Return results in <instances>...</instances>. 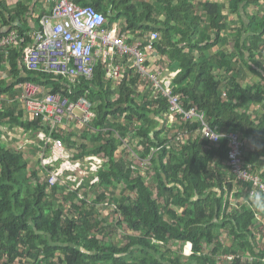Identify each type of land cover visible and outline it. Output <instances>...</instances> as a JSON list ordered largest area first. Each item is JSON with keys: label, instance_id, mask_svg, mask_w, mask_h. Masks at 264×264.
<instances>
[{"label": "trees", "instance_id": "trees-1", "mask_svg": "<svg viewBox=\"0 0 264 264\" xmlns=\"http://www.w3.org/2000/svg\"><path fill=\"white\" fill-rule=\"evenodd\" d=\"M98 1L83 5H92L107 16L108 10ZM125 1L121 0L122 8L117 9V16L120 12L129 15L137 10L129 0L128 5ZM195 1L174 0V5L162 7L176 21L174 35L168 28L162 36L174 38L172 49L157 44L159 50L163 47V53L171 50L170 58L181 68L174 79L173 93L181 95L187 108L197 105L205 111L219 130L239 131L245 141L246 160L260 169L264 181V0L238 1L245 6L257 5V10L248 15L249 22L244 20L234 51L221 49L216 54L210 50L218 41L211 39L222 32L223 5L200 2L208 15L209 29L194 15ZM152 10V6L145 8V12ZM185 42L190 52L180 47ZM196 50L201 51L198 57ZM23 53V49H13L6 58V52L0 51V70L9 60L18 73L17 80L5 87L0 96L15 89L21 81H32L52 87L51 92L63 91L74 99L87 95L93 102L99 100L95 106L97 117L84 135L73 138V133L67 137L56 133L53 136L65 141L77 158L103 152L109 161L96 172L101 191L97 195L85 192L81 203L75 204L77 192L64 193L57 186L49 190L47 179L40 176L41 160L30 175L23 152L0 141V264H189L190 260L183 263L182 251L175 258L167 249L172 243L183 246L186 241L193 242V255L199 264H218L221 254L227 255L226 260L232 264H264V243L259 239L264 240V223L258 218V215L264 217V208L254 204L252 182L236 180L227 174L230 164L225 140L214 144L203 139L197 131L200 127L197 122L172 126L169 117L162 114L169 110L167 98L153 101L145 96L140 103L125 86H130L127 81L121 86L119 96L112 100L115 91L110 81L107 89L103 88L105 69L101 64L91 81L77 78L71 82L62 76L30 71L26 66L27 75H21L19 64ZM244 66L256 79L251 73L239 76ZM129 73L131 77L133 70ZM3 107L0 122L4 124L23 126L31 137L41 128L48 129L40 119H24L22 109L16 105ZM157 116L164 120L162 125ZM121 117L126 118L123 123L118 120ZM110 127L119 129L124 137L127 132L138 136L143 149H136L142 150L143 159L149 162L146 174L136 176L131 163L113 158L117 140L106 137ZM177 128L179 131L175 132ZM185 129L189 131L188 139L179 141V132ZM93 133L99 136L91 138ZM32 149L42 151L39 145H32ZM50 152L47 149L45 155ZM237 184L245 190L239 193ZM119 185L131 192L138 191L139 197L113 198ZM234 198L236 207H231ZM67 201L74 205L65 211L63 205ZM102 202L116 204L111 214L123 232L127 231L123 234L126 238L123 245L112 241L116 237L109 233L112 227L108 217L94 215ZM223 232L227 234L225 241L221 239ZM205 243L214 245L213 249L205 252L202 248ZM247 252L253 260L249 256L245 258Z\"/></svg>", "mask_w": 264, "mask_h": 264}, {"label": "built area", "instance_id": "built-area-1", "mask_svg": "<svg viewBox=\"0 0 264 264\" xmlns=\"http://www.w3.org/2000/svg\"><path fill=\"white\" fill-rule=\"evenodd\" d=\"M43 1L48 12L41 16V28L36 33V43L27 47L24 52V63L29 70L70 80L85 78L91 81L95 78L98 65L101 63L104 65L105 77L108 80L120 81L123 78V69L129 65L126 61L131 60V66L148 82L151 95L157 100L167 98L169 110L162 114L169 117L172 126L197 122L200 124L197 131L203 139L214 144H220L225 140V151L231 172L229 175L234 176L236 180L252 182L254 185L252 197L260 191L264 192V181L259 175L260 169H255L254 165L246 160L243 135L235 130H219L217 126L211 124L206 112L195 105L187 108L181 95L173 93L171 81L149 69L146 51L139 43L129 44L115 30L106 27V15L92 5H80L73 0ZM160 37L159 31L152 32L149 49L155 47ZM17 40L18 35L12 31L0 38V47L9 48L17 43ZM16 88L27 118L40 119L48 128L37 133L38 139L44 141L40 146L42 149L40 176L43 174L41 179H47L49 190L57 186L63 189L64 193L77 192L74 201L75 204H80L85 192L93 193L94 186H99L100 178L93 173L103 167L107 160L96 154L75 157L74 150L61 138H54L53 132L74 123L85 127V131L88 130L97 117L96 103L87 95L73 100L63 93L46 91L42 85L32 81H21ZM109 119L112 120V116H109ZM107 129L118 137L120 144L133 150L127 143L129 137H124L115 127ZM178 131L179 128L175 130ZM188 134L189 131L185 129L184 132H179L177 138L186 142ZM126 135L131 136L128 132ZM159 148L160 146L152 148V152ZM47 149L51 151L49 155H45ZM235 188L239 193L242 189L245 190L240 184ZM69 202L64 204L71 209L73 207ZM105 204L116 206L114 202Z\"/></svg>", "mask_w": 264, "mask_h": 264}, {"label": "crops", "instance_id": "crops-1", "mask_svg": "<svg viewBox=\"0 0 264 264\" xmlns=\"http://www.w3.org/2000/svg\"><path fill=\"white\" fill-rule=\"evenodd\" d=\"M73 1H75L77 4L83 5L87 1L92 2L94 0H73ZM100 1H101V5L108 10L107 23H106L107 27L112 30H115L117 34L123 36L129 44L136 45L139 43L140 46L146 51L147 64H148L149 69L153 73L161 75L162 78L164 77L168 78L171 81L172 85H174V79L178 75V73L181 71V68L180 66H177L176 64H174V62L170 58L171 50H168L165 53L162 52V48L164 46L166 48L170 47L172 49L173 44H174V38H169V39L162 38L163 31L165 29L170 28L171 34L174 35V24L176 23L174 16L168 15L167 12L162 10V7L163 6L166 7L172 4L174 5V0H129L131 3H133L136 6L137 10L134 9V13H129V15L127 14L124 15L122 12H120L118 16L116 13H118L117 9L122 8L121 0H115V1L114 0H99L98 2ZM129 1L128 0L125 1L127 5ZM207 1L218 2L222 4L223 5L222 14L224 15L223 18L220 20V23L224 24L222 28V32L220 33L219 36H216V37L214 36L211 39V42H215V41H218V42L212 48V50H210V52L216 54L221 49L222 50L227 49L230 52L234 51L236 37H238V35L241 36L242 34L241 30L243 29L242 27L244 24V20L246 22H249L248 15H253L255 11L257 10L258 6L254 4L245 6L243 2L238 3L239 0H196L194 3V5L196 4L194 8V12H195L194 15H198L199 21L201 22V24L206 26L209 29H210V21L208 19L207 12L206 10H204V8H202V5L200 4V2L204 3ZM251 5H254L256 9H254V11H252L251 13H248L247 9H249ZM148 6L154 7V10H152V12H145V8ZM147 11H151V9H147ZM243 11L246 13L247 19L244 18L243 13H242ZM46 12H48V8L43 0H0V38L9 34L12 31H15L16 34L18 35L17 43L13 44L9 48L0 47V51L6 52L7 54L6 58L9 56V51L13 49H18L19 51H21V49H23V51L25 52V49L27 47L32 46L36 43V40H37L36 33L41 28V16L42 14ZM144 12L145 14L142 15V13ZM131 18L133 21H131L130 23L129 19ZM168 25H171V27H168ZM238 25L239 27H237ZM153 31H159L161 37H160V40L156 41L155 47L153 49H149L148 44H149L150 37ZM159 42L163 46L160 50L157 47V44ZM186 45H187L186 42L180 43V47L183 49L184 52L187 53V52H190L191 49L190 47H187ZM230 45H231V48L229 47ZM200 54H201V51L196 50V56L198 57ZM22 57H23V61H21L19 64V67L22 71L20 74L26 76L27 73L24 72V69H25L24 55ZM130 61H128L129 65L125 66V68L123 69V78L120 81L109 80L111 85H112V82H115L117 84V86L112 85V87L115 86L117 87V89L113 87L115 93L114 95H112L113 98L111 96V99L115 100L119 96L121 86L123 85L125 81H127L126 83L129 84L130 86L125 85L126 83L124 85L127 86L132 96L135 95V98L137 101H139L140 103L143 102V99L145 96H148L149 100L157 101V99L151 95L149 84L146 81V79L143 78L134 68L131 67ZM4 64H5L4 68L0 70V93L4 91L5 87L13 84V82H15L18 78V73H16V71L12 69V66L10 65V61L8 60ZM240 66H242L241 62H240ZM130 70H133L131 77H130L131 73H129ZM131 79H135V82L131 83ZM68 80L73 82L76 79L75 80L68 79ZM105 80H104L103 88L107 89L106 84L109 81L107 80L105 81ZM42 86L46 89V91L52 90L51 89L52 87H47L45 85H42ZM8 92L3 93V95L1 96L2 97L1 99L5 98L6 101L2 103L3 105L0 108V112L2 111V108H4L3 106H5L6 104H10L12 106L16 105L17 107H19V109H22L24 119L32 120V119L27 118L23 105L21 101L18 99L17 88L11 91H8ZM59 92L63 93V91H59ZM65 96L69 97L68 95H65ZM71 99L76 100L77 98L75 99L71 98ZM94 103H99V100L95 101ZM155 106L156 104H153V107ZM156 118L159 120L160 125L164 123L163 119L160 118V116H157ZM113 119L114 118L112 117V121ZM125 119L126 118L121 117V119H118V120H120L123 123ZM71 125L72 126L67 125L66 127L63 126V127L56 129V131L53 132V135L58 133L59 135H63L67 137L70 135V133H73V138H77L78 137L77 135H79L80 137L84 135L85 127H83L82 125L78 123H74ZM2 127L6 128V132L2 129ZM10 130H14V132ZM39 130L42 131L43 128ZM8 131H10V135H12L11 137L15 138V139H11V141L14 143H17V146H18V143L22 141L24 138H26V140L28 139L29 141L32 140L34 142L30 144L29 146H26L27 151L16 149L17 151L23 152L25 154V157L28 156L26 154L34 155L31 153V152H34L32 149V145L41 146L42 144H44V141L38 139L37 137L38 131L33 133V137H31L30 133H27L25 129L23 128V126H18L17 124H4L0 122V141L2 143L4 142L2 138L6 137L4 134H6ZM97 136H99V133L91 134V138H95ZM106 137L107 138L113 137L114 139L117 140L116 141L117 149L113 155V158L115 160L117 161L126 160L129 163H131L132 167L134 168L133 169L134 175L136 176L139 173L141 174L147 173L148 169H145L144 165L147 166L149 162L143 159L142 157L143 151L140 149H136V147H141V149H143L142 144L139 143L138 136H134V135L125 136V137H129V141H127V143L133 150L127 149L122 144H120L118 142V137L114 135L112 132L108 133ZM17 140H19V142ZM134 143L136 144L133 145ZM91 154L102 155L103 157L106 158V160L109 161V157L107 156V154L103 152L102 153L91 152ZM33 170L34 169H32V171ZM32 171H30V175ZM93 175L98 176L96 172H94ZM120 186L121 188L119 191H118L119 186L116 188V190H114V192L116 193L113 194L112 196L113 198L114 197L120 198L122 196H131L133 198L139 197L138 191L131 192L129 191V189L126 190L127 188L124 185H120ZM95 188H96V185L94 186V189ZM122 189H123V194H121ZM69 204H71L72 207L74 205L72 201H70ZM258 218H260L262 222L264 223L263 215H258ZM256 232L259 235L258 231ZM259 239L262 243H264V240L262 239V237H259ZM255 250L259 251V248L256 247ZM225 256L227 257V255ZM248 256L250 257V259L253 260V256L251 255L250 252L246 253L245 258H247ZM233 257H234L233 255H229V258H233Z\"/></svg>", "mask_w": 264, "mask_h": 264}, {"label": "rangeland", "instance_id": "rangeland-1", "mask_svg": "<svg viewBox=\"0 0 264 264\" xmlns=\"http://www.w3.org/2000/svg\"><path fill=\"white\" fill-rule=\"evenodd\" d=\"M261 2H263V0H261ZM254 9H256L255 7H254V5H251L250 6V8L249 9H247V11H248V13H251L252 11H254ZM243 13V16H244V18L245 19H247V17H246V13L243 11L242 12ZM237 27H239V25L237 26ZM227 38V37H226ZM230 48H231V45L229 46ZM258 59L260 60V61H262L261 59H260V56L258 57ZM259 61V62H260ZM263 61H264V59H263ZM103 67H104V65H103ZM105 69V68H104ZM241 69H243V70H241V71H239V76L243 73V75L242 76H244V74H246V73H251V75H253V77H254V79H256V75H254L250 70H247V71H245L244 69H246L245 68V66L244 67H241ZM232 73H236V72H232ZM106 80L108 81V79L106 78ZM107 85V84H106ZM112 85H116L117 86V84L115 83V82H112ZM113 87H115V86H113ZM116 89H117V87H115ZM2 97L0 96V108L2 107V103L3 102H5L6 100H5V98H3V99H1ZM78 113H80V112H78ZM5 127V126H4ZM2 129L6 132V128H3L2 127ZM10 131H12V132H14V130H10ZM10 131H8L6 134H4L6 137L5 138H2V140L4 141L3 143H6V145L9 147V148H11V149H13V150H16V149H19V150H23V151H27L26 149H27V147L26 146H29L33 141L31 140V141H27L26 140V138H24L22 141H20L19 142V140H17L19 143H18V146H17V143H14V142H12L11 141V139H15V138H12L11 136L12 135H10ZM7 138V139H6ZM6 139V140H5ZM136 143H134L133 145H135ZM32 154H34V155H29V154H26V155H28L27 157H25V154H24V162L27 164V169L29 170V171H32V169H35L36 167H38V163H39V161H40V151L39 150H35L34 152H31ZM218 159V157L215 159V160H217ZM144 167H145V169H148V167H149V165H147V166H145L144 165ZM231 172H230V169H227V174H230ZM41 176H43V174H41ZM120 188H121V186L119 185V188H118V191L120 190ZM101 189H102V187H101V184H99V186H97L96 185V188L94 189V193H95V195H97V193L99 192V191H101ZM117 191V192H118ZM92 192V191H91ZM62 193V192H61ZM116 192H114V194H115ZM121 194H123V189H122V191H121ZM234 201L236 202V198H234V199H232V203H230V205H231V207H236L235 206V204H234ZM57 203V202H56ZM113 206H115V205H113ZM113 206H108V207H106V204H105V202H102V203H100V205H98L96 208L98 209V211H96L98 214H94L96 217H102L103 218V216H105V217H108L107 219L110 221V225H109V227H112L111 229H109L110 231H109V233L112 235V234H114V236L116 237V238H113V237H111V238H113V240L112 241H118L119 243H120V245H123L124 244V240L126 239H124V236H123V234H125V232H127L126 231V229H124V232H123V229L120 227V225L119 224H116V219L115 218H112V208H113ZM230 207V208H231ZM68 208H69V206L67 205V204H64L63 205V209L66 211V210H68ZM232 209V208H231ZM83 213H84V210H81ZM182 212V211H181ZM111 217V218H110ZM111 223H113L114 225L113 226H111ZM256 231H258V229L256 230ZM132 233H134V231H132ZM135 233H138L137 231H135ZM120 234H121V236H120ZM139 234V233H138ZM256 234H257V232H256ZM118 235V236H117ZM226 232H223V234H222V236H221V239L222 240H226ZM110 239V238H109ZM213 247H214V245H211V244H204V247H202L203 249H204V251L205 252H209V251H211L212 249H213ZM169 248V249H168ZM167 249H168V251H170V253L175 257V258H177V256H176V254H178V253H180V251H182V254H180V256H182V258H183V260H184V262L183 263H185V262H187V261H189L190 260V263L189 264H199V263H197V258L193 255V242L192 241H186V243L183 245V246H181L180 244H178V243H172L171 245H169L168 247H167ZM165 250V249H164ZM184 256V257H183ZM218 264H232V263H230V261L229 260H226V256L224 255V254H221V257H220V260L218 261Z\"/></svg>", "mask_w": 264, "mask_h": 264}, {"label": "clouds", "instance_id": "clouds-1", "mask_svg": "<svg viewBox=\"0 0 264 264\" xmlns=\"http://www.w3.org/2000/svg\"><path fill=\"white\" fill-rule=\"evenodd\" d=\"M99 11V10H98ZM104 13V12H103ZM105 14V13H104ZM106 15V14H105ZM106 18H107V16H106ZM107 23V22H106ZM106 27H107V25H106ZM160 40V39H159ZM127 41V40H126ZM128 43V42H127ZM128 61H126V63H127ZM101 64V63H100ZM99 64V65H100ZM99 65H98V67H99ZM102 65V64H101ZM132 67V66H131ZM132 68H134V67H132ZM135 69V68H134ZM106 73V72H105ZM55 77H59V76H55ZM65 78V77H64ZM106 78V77H105ZM109 81V80H108ZM173 86V85H172ZM254 204L257 206V207H259V208H264V194H257L256 195V197H255V199H254Z\"/></svg>", "mask_w": 264, "mask_h": 264}]
</instances>
